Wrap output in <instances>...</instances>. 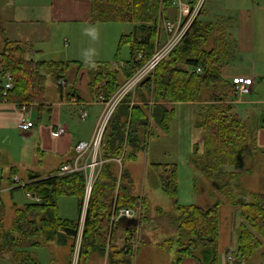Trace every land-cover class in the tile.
Here are the masks:
<instances>
[{"label": "crops", "instance_id": "crops-1", "mask_svg": "<svg viewBox=\"0 0 264 264\" xmlns=\"http://www.w3.org/2000/svg\"><path fill=\"white\" fill-rule=\"evenodd\" d=\"M90 14L91 0H0V52L5 39L16 40L23 43L28 48V53L37 61L62 60L68 64L61 77L65 80L64 84H59L58 79L47 74L44 99L41 102H0V156L5 157L0 168L2 164L7 165L6 182L2 185L0 180V193L8 191L11 194V206L14 210L11 223L8 227L4 224L5 228L11 227L16 208L29 202L41 201L22 187L31 180L30 175L46 177L57 173L62 163L74 162L75 144L80 140H89L92 136L104 107L98 95L104 96L99 89L105 82V78L95 82L93 73L108 68L117 72L118 82L123 83L128 78H125L122 66L131 57L129 43L126 42L129 56H119L116 59L121 35L133 33L141 38L145 32L132 23L128 32L116 31L113 34L114 30L111 28L108 33L110 23L116 21H91ZM176 14L177 8L172 2L167 5L161 18L175 17ZM197 18L203 23L212 24L203 47L216 51L221 76L227 80L237 74L253 78L251 91L242 94L246 95L244 97L237 96L232 102L234 108L244 105L239 111L236 109L242 118L259 120V115L264 110V91L256 90L259 85H264V0H205ZM89 25H95L98 29L97 41H92L83 34V29ZM164 38L165 32L160 20L156 39L162 41ZM54 41L59 43L56 53L50 49L53 46H49ZM90 48L96 49L93 57L95 68L91 69L84 65V53ZM113 51L114 59H108ZM255 91L256 96H253ZM247 94L251 96L248 97ZM133 100L142 103L141 97L136 93ZM168 106L173 107V114L167 129L164 130L150 117L145 149L138 151L135 158H128L124 163L132 179V193L144 201L141 213L133 219L112 220L113 212L122 206L114 207L106 226L108 231L92 234L85 243L82 240L77 264H111L110 249L114 247L125 250L126 228L135 220L138 223L137 234L135 232L136 235L131 240L132 255L129 264H172L175 247H162L159 243L175 233V225L167 220L175 217V206L171 198H165L164 194H167L157 184L151 163H176L178 203L208 206L213 202L209 201L208 195H202L197 175L203 184L212 182L190 165L194 147L197 146L200 151L203 141V130L194 123L197 102L178 101L169 103ZM83 112L86 114L82 115ZM22 117L33 120L34 125L26 130L20 129L18 122ZM58 127L63 128L61 133H56ZM8 132L14 133V140L8 138L11 150L6 142L7 137H11ZM251 132L255 139L254 146L250 144L243 161L233 166L240 173V181L243 177L254 175L250 162L258 154L264 156V126L256 124ZM170 134L175 137L176 147L173 153L162 144ZM11 143L16 146L13 148ZM109 160L113 161L119 175L121 156H112ZM84 161L85 156H79L77 162L80 166ZM17 190L22 191L25 198L21 203L16 202L13 197V192ZM56 205L60 218L79 221L82 203L80 205L76 195L60 194L56 198ZM240 219L238 206L226 200L219 205L217 243L220 264H230L226 260V250L237 246ZM39 239V243L30 244L27 241L22 245L39 264H70L74 238L68 236L65 241ZM0 264H16L12 251L0 253ZM178 264L200 263L196 257L186 256Z\"/></svg>", "mask_w": 264, "mask_h": 264}, {"label": "trees", "instance_id": "trees-1", "mask_svg": "<svg viewBox=\"0 0 264 264\" xmlns=\"http://www.w3.org/2000/svg\"><path fill=\"white\" fill-rule=\"evenodd\" d=\"M195 1L189 0V3L193 5ZM171 3L172 0H91V21L131 22L145 32L141 38L133 33L121 35L116 59L122 44L129 43L131 50V57L122 66L125 78L154 51L161 16ZM211 28V23H203L196 17L183 39L157 63L149 79L136 86L134 95L138 94L142 103L135 102L133 93L128 92L115 106L104 130L100 150L103 162L88 199L82 233L84 243L92 234L108 231L106 226L114 207L140 206L143 209L144 201L131 191L132 179L124 165L125 160L135 158L138 151L145 149L150 117L166 130L173 114L169 103L194 101L197 102L194 123L203 130V141L200 151L194 147L190 165L212 182L220 196L211 192L214 201L208 206L180 204L177 201L176 163H151L157 184L172 199L176 211L175 233L159 246L175 247L172 264H178L186 256L196 257L200 264H220L218 207L224 200L238 206L241 215L237 246L226 250L227 262L241 264L263 244L264 192L247 189L233 166L243 161L250 144L254 146L252 127L256 124L264 126V110L259 120L242 118L235 110L232 99L238 95L234 84L221 76L216 51L203 47ZM137 52L143 54L142 59L135 60ZM0 53V102H41L47 74L59 80L68 65L62 60L37 61L28 53V48L16 40L5 39ZM196 66L201 70L196 71ZM7 73L11 76L12 86L3 93ZM93 76L95 82L105 78L99 92L106 98L121 84L115 70L99 69ZM116 155L121 156L119 175L113 161L109 160ZM30 178L22 187L41 201L16 208L10 228L4 226L6 206L0 193V253L12 251L16 264H39L22 246L27 241L36 244L40 242L39 238L59 241H65L68 236L74 238L78 221L59 217L56 198L60 194H74L81 205L84 196L82 169L46 177L32 174ZM136 228L137 220L126 228L125 250L110 249L111 264L130 263L131 240Z\"/></svg>", "mask_w": 264, "mask_h": 264}, {"label": "built area", "instance_id": "built-area-1", "mask_svg": "<svg viewBox=\"0 0 264 264\" xmlns=\"http://www.w3.org/2000/svg\"><path fill=\"white\" fill-rule=\"evenodd\" d=\"M204 1L205 0H196L192 5L187 0H172L177 8V14L175 17H166L161 19L162 28L165 32L164 40L159 41L156 39L155 49L152 54L149 57H146L142 63L136 65L134 72L118 86L111 96L106 98L100 94L98 95V99L103 103L104 107L97 120L92 136L89 140H80L75 144L76 156L74 158V162H64L59 166L57 171L59 174H65L74 170L82 169L85 178L84 196L81 205L77 231L74 237L72 247L73 252L70 264H77V259L81 250L82 233L88 199L93 181L97 176L103 162L100 150L103 142L104 130L111 113L113 112L115 106L128 92L133 91L146 76L150 77L157 63L183 39L185 34L192 26L193 21L200 13ZM142 58L143 54L141 52H137L135 60H140ZM195 70L200 71L201 68L196 66ZM231 81L234 84V89L238 96L251 91V86L253 83V78L251 76L237 74L232 76ZM64 82V79L58 80L59 84H64ZM3 86V93H5L6 90L12 86L11 76L8 73L5 75V79L3 80ZM85 114L86 112L82 113V115ZM33 125V120L29 119L28 117H22L18 122V126L22 130L29 129ZM62 131V127H58L56 129V133H61ZM81 155L85 156V161L82 166H80L77 162L79 156ZM15 180H18V178L15 177ZM139 211L140 208L138 209L131 206H122L113 212L111 218L112 220H117L120 218L133 219L139 216Z\"/></svg>", "mask_w": 264, "mask_h": 264}, {"label": "rangeland", "instance_id": "rangeland-1", "mask_svg": "<svg viewBox=\"0 0 264 264\" xmlns=\"http://www.w3.org/2000/svg\"><path fill=\"white\" fill-rule=\"evenodd\" d=\"M110 24H111V25H109L110 27L107 28V32L110 33L111 28H113V30H114L113 34H114V32H116V31H117V33H121L120 31L128 32V30L131 28L132 23H130V22H117V23L114 22V23H110ZM51 45L53 46V48L50 47V49H52L53 52L56 53V51H58V48H59V43L54 41L49 46H51ZM113 56H114V51L112 52L111 56H109L108 59L113 60L114 59ZM119 56H120V58H127L129 56V46L127 43H124L121 45V47L119 49ZM256 90H258L259 92L264 91V85H262V84L259 85V87ZM134 91H135V89L133 91H131L133 93L132 94L133 99H134ZM256 93L257 92L255 91L253 93V96H256ZM204 96L206 97L207 95H204ZM241 96L244 97L246 95H244V96L241 95ZM247 96L250 97L251 95L247 94ZM243 106L244 105H237V106H235V110L237 109L239 111ZM8 133L11 135V137H7L6 142H7V145L9 147V150H11L10 149L11 147L9 146L10 144L8 142V138L13 139L12 136L14 135V133L13 132H11V133L8 132ZM0 137L2 138L1 135H0ZM167 138L168 139H165V141L162 144H163V146H166L171 153H173V152H175V147H176L175 146V137H174V135L170 134ZM153 143H154V141H152V144ZM12 146L14 148L16 145L12 144ZM4 159H5V157L0 156V165H1V163H3ZM250 165H251V167H253L254 175L243 177L241 179V182L245 185V187H247V189L264 192V156L258 154L256 159H253L250 162ZM6 169H7V165L2 164V167L0 168V180H1L2 185L6 182V174H5ZM244 170H246V169H244ZM244 170H243V173H244ZM201 181H202L201 178L199 177V175H197V182H198V186L200 187L201 193L204 197L208 195L210 202L214 201V197L211 196L209 193L214 192L220 196V193L218 192V190L216 189V187L213 184H211L210 182H208L207 184H203ZM162 194H164V193H162ZM164 196H165V198L170 199V197L168 195L164 194ZM13 197H14V200L18 203H21L25 199L23 192L20 190L14 191ZM2 198L4 199L5 205H6L4 224L6 227H8L11 223L12 215L14 213L13 207L11 206L13 200L11 199V194H9L8 191L2 192ZM71 200H73V198ZM137 208L139 209L140 206H137ZM139 213H140V211H139ZM174 215H176V211L174 212ZM167 220L170 221V223L174 225L175 217L174 218L169 217V218H167ZM136 234H137V232H136ZM262 243L263 244L259 248H256L249 257L245 258L241 264H264V239H262ZM72 252L73 251L71 250V258H72ZM226 260H227V257H226ZM232 260H234V256L232 257Z\"/></svg>", "mask_w": 264, "mask_h": 264}, {"label": "clouds", "instance_id": "clouds-1", "mask_svg": "<svg viewBox=\"0 0 264 264\" xmlns=\"http://www.w3.org/2000/svg\"><path fill=\"white\" fill-rule=\"evenodd\" d=\"M83 34L90 37L92 41H97L99 39V31L95 25H89L83 29ZM96 54V49H87L84 53V65L85 68H95V61L93 57Z\"/></svg>", "mask_w": 264, "mask_h": 264}, {"label": "water", "instance_id": "water-1", "mask_svg": "<svg viewBox=\"0 0 264 264\" xmlns=\"http://www.w3.org/2000/svg\"><path fill=\"white\" fill-rule=\"evenodd\" d=\"M148 79H149V76H146L140 83H143V82H145Z\"/></svg>", "mask_w": 264, "mask_h": 264}]
</instances>
